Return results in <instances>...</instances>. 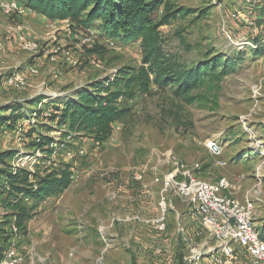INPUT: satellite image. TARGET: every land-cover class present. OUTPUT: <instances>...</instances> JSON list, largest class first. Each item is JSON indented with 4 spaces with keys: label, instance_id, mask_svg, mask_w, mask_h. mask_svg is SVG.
Listing matches in <instances>:
<instances>
[{
    "label": "rangeland",
    "instance_id": "374dc122",
    "mask_svg": "<svg viewBox=\"0 0 264 264\" xmlns=\"http://www.w3.org/2000/svg\"><path fill=\"white\" fill-rule=\"evenodd\" d=\"M12 1L21 12L4 15L0 8V106L15 101L50 109L47 103L57 101L67 89L141 62L138 41L101 39L95 26L81 33L68 21L47 20ZM171 1L192 12L160 27L163 50L177 53L187 66L213 54L236 59V66L219 80L206 75L189 94L194 98L191 102L175 97L170 88L152 86L150 95L134 98L131 113L114 123L111 136L102 144L83 138L59 147L63 125L41 113L28 112L21 118L20 130L4 128L0 149L13 150V166L18 162L17 167L34 170L63 161L71 164L73 174L63 191V204H58L63 210L58 215L61 226L55 223L42 235L30 218L24 233L0 240V259L13 250L22 256L23 264H208L220 244L202 229L173 186L166 193L165 230L153 227L161 216L158 202L164 177L177 172L174 160L188 168L198 164L192 170L195 176L213 182L224 178L232 185L231 195L252 199L254 223L264 240V50L253 53L255 39H264L260 13L264 0ZM237 12L251 24L242 17L231 18ZM224 32L231 34L233 42ZM27 42L37 44V49H24ZM31 67L35 73L29 72ZM14 72L24 74L26 87L5 84ZM37 97L42 105L26 103ZM32 126L35 131L27 135ZM39 135L52 140L48 159L31 145ZM209 138L221 143L223 165L208 152ZM182 179L177 175L176 181ZM37 209L34 215L39 214ZM4 214L0 205V224ZM81 222L89 224L84 230L87 237L79 235ZM79 248L95 255L77 261ZM236 248L240 262L250 264L248 254ZM157 249L161 253L155 254Z\"/></svg>",
    "mask_w": 264,
    "mask_h": 264
},
{
    "label": "trees",
    "instance_id": "16d2710c",
    "mask_svg": "<svg viewBox=\"0 0 264 264\" xmlns=\"http://www.w3.org/2000/svg\"><path fill=\"white\" fill-rule=\"evenodd\" d=\"M16 1L47 20L68 21L81 33L95 26L101 39L123 43L138 41L141 62L137 66L120 67L112 75L91 80L57 101H49L50 109L42 110L38 105L29 108L15 101L0 106V133L4 128H20L21 118L27 117L28 112L33 116L41 113L54 124L63 125L59 147L65 148L83 138L102 144L111 136L114 123L131 113L134 98L140 94L150 95L152 86L160 90L170 88L175 97L191 102L194 98L189 94L203 83L206 75L219 80L237 64L234 58L213 54L187 66L177 53L163 50L160 27L192 12L175 6L171 0ZM260 13L264 16V10ZM254 42L253 53H263L264 39L258 37ZM40 98L28 99L26 103L42 105ZM46 110H49L48 115L44 114ZM34 129L32 126L27 135H32ZM31 145L41 151L43 158L48 159L52 154V140L46 135L33 138ZM14 156L13 150H0V205L6 211L0 224L2 242L12 234L24 233L25 224L33 217L38 202L63 193L73 174L71 164L63 161L34 170L13 166ZM25 199L31 202L30 206Z\"/></svg>",
    "mask_w": 264,
    "mask_h": 264
},
{
    "label": "built area",
    "instance_id": "2783aa9c",
    "mask_svg": "<svg viewBox=\"0 0 264 264\" xmlns=\"http://www.w3.org/2000/svg\"><path fill=\"white\" fill-rule=\"evenodd\" d=\"M0 1V8L4 15L12 12H21L17 8L15 1ZM238 17H242L246 22H249L248 24H251L249 19L240 14V12L231 14V18L233 19ZM224 35L229 41L233 42L231 34L224 32ZM85 41L91 40H84L83 43ZM109 43L111 44V42ZM22 47L27 50H36L38 46L33 42H27ZM29 72L35 73L36 70L31 67L29 68ZM5 84L9 87L22 89L28 85V81L24 74L14 72L6 78ZM51 95L55 96L56 94L52 93ZM44 114L48 115L49 110H46ZM16 134H19L18 130ZM18 138L20 139V137ZM205 146L208 152L217 158L218 165L225 163L224 160L219 158L223 148L217 138L207 139ZM173 163L177 172L172 171L164 177L158 202L161 216L155 221L153 225L154 229L158 232L165 230L166 193L173 186L180 199L190 207L192 216L198 221L202 229L220 244L218 252L210 255L208 264H242L240 262L239 251L236 250V247L248 254L250 264H264V241L261 240L254 223V201L248 198L239 199L231 195L228 189L232 185L224 178L213 182L195 176L192 170L198 164H194L192 168H188L177 160H174ZM19 164L18 162L15 163L16 166ZM179 174L183 179L176 181ZM154 253H161V249H157ZM23 263L22 256L13 250H8L3 258L0 259V264Z\"/></svg>",
    "mask_w": 264,
    "mask_h": 264
},
{
    "label": "crops",
    "instance_id": "0c3cea01",
    "mask_svg": "<svg viewBox=\"0 0 264 264\" xmlns=\"http://www.w3.org/2000/svg\"><path fill=\"white\" fill-rule=\"evenodd\" d=\"M93 80H95V79H93ZM66 91H67L66 94L65 95L62 94V97L69 95L73 90H72V88H69ZM52 93H54V92H51V94ZM55 94L60 95V93H55ZM232 193L234 195L237 194L236 192H232ZM64 194L65 193H61L57 196L47 197L46 199L38 202L36 208H38L37 211L39 214L34 215L32 218L35 220V222H37L36 224H34V228L39 230V232L42 235L48 234L50 232V230L53 228V226L56 225L55 223H57L58 226H61L60 219H58V215H61L63 210L61 209L60 206H58V204H63ZM254 215H255V210H254ZM36 218L38 219V221H36ZM254 220H255V217H254ZM29 225H31V219L29 220L28 226ZM78 226H79V232H80L79 235H81V237H87L88 234L84 230H86L88 228L89 224L86 222H85V224L83 222H81V224L79 223ZM79 251H81V252L78 254ZM93 255H95V254L92 252L84 253L79 248V249H77L75 259L77 261H79L81 259L90 260L93 258ZM59 260H60V258H59ZM129 260L131 261L132 258L130 257Z\"/></svg>",
    "mask_w": 264,
    "mask_h": 264
}]
</instances>
